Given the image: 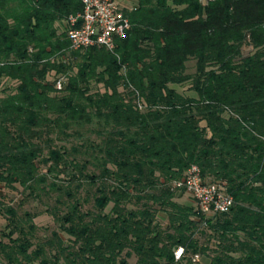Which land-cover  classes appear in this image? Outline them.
<instances>
[{
    "label": "trees",
    "instance_id": "obj_1",
    "mask_svg": "<svg viewBox=\"0 0 264 264\" xmlns=\"http://www.w3.org/2000/svg\"><path fill=\"white\" fill-rule=\"evenodd\" d=\"M80 10L0 0V264H264V0H134L112 50L70 49ZM192 165L228 213L175 201ZM52 197L38 237L20 210Z\"/></svg>",
    "mask_w": 264,
    "mask_h": 264
},
{
    "label": "built area",
    "instance_id": "obj_2",
    "mask_svg": "<svg viewBox=\"0 0 264 264\" xmlns=\"http://www.w3.org/2000/svg\"><path fill=\"white\" fill-rule=\"evenodd\" d=\"M80 12L68 17L67 40L73 51H82L93 47H103L112 50L114 41L122 39L130 29L124 7L119 0H78ZM202 2L208 0H200ZM127 9H130L128 7ZM56 89H60V81L56 82ZM175 191L187 193L193 200L198 212L204 216H215L228 213L233 206L232 198L218 183L204 182L199 169L192 165L182 178L173 182ZM183 253L182 248L174 251V258L178 260ZM198 256L192 262H198Z\"/></svg>",
    "mask_w": 264,
    "mask_h": 264
},
{
    "label": "rangeland",
    "instance_id": "obj_3",
    "mask_svg": "<svg viewBox=\"0 0 264 264\" xmlns=\"http://www.w3.org/2000/svg\"><path fill=\"white\" fill-rule=\"evenodd\" d=\"M120 4L124 7H132L134 4V0H119ZM248 51H250L249 47H245L243 52L247 53ZM193 72V62L189 61L186 64V73H192ZM100 89V87H99ZM177 90L179 92H183V89H178ZM0 96H1V92H0ZM172 185V183H171ZM170 185V186H171ZM175 194V201L183 204V205H188V206H193L194 202L192 200V198L184 192L181 191H174ZM0 195H2L4 197V201L6 203H9L10 205H12L13 207L17 206V204L20 202V200L23 198V193L21 191V189L19 187H16L15 190H9L6 188H2L0 186ZM47 205H50L51 207L54 205V201H53V197L50 198L49 200H47V198H41L39 200H35V199H28V201L26 203H24L22 205L21 208V212L22 211H28L29 213L35 214L36 218L34 219V223L37 226L38 230H37V235L38 237H44V238H48L51 234V232L56 231L59 232L58 230V225L54 222V220L52 219L51 216H49L46 212L45 209L47 208ZM88 206H86L87 208ZM109 207L106 209V211H108ZM156 222L158 224H160L161 226H165L166 225V219L165 216L162 213H158L157 217H156ZM5 225V222L3 219L0 218V231L3 230V227ZM61 237H64L63 234H60ZM200 243L203 245H206V238L205 237H201L199 238ZM209 247L212 248V245H210ZM209 255L207 254V257H198V262L195 264H208L209 263ZM135 263V258H130L127 262V264H134Z\"/></svg>",
    "mask_w": 264,
    "mask_h": 264
}]
</instances>
